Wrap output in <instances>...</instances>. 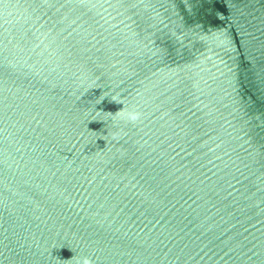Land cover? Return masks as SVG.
Wrapping results in <instances>:
<instances>
[{"label":"water","instance_id":"obj_1","mask_svg":"<svg viewBox=\"0 0 264 264\" xmlns=\"http://www.w3.org/2000/svg\"><path fill=\"white\" fill-rule=\"evenodd\" d=\"M264 264V0H0V264Z\"/></svg>","mask_w":264,"mask_h":264},{"label":"clouds","instance_id":"obj_2","mask_svg":"<svg viewBox=\"0 0 264 264\" xmlns=\"http://www.w3.org/2000/svg\"><path fill=\"white\" fill-rule=\"evenodd\" d=\"M79 264H90V260L87 257H84Z\"/></svg>","mask_w":264,"mask_h":264}]
</instances>
